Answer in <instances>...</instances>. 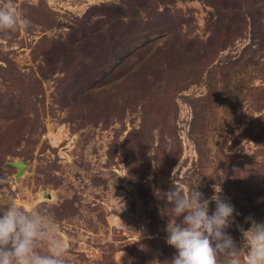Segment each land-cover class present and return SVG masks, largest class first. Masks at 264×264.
<instances>
[{
  "label": "rangeland",
  "instance_id": "rangeland-1",
  "mask_svg": "<svg viewBox=\"0 0 264 264\" xmlns=\"http://www.w3.org/2000/svg\"><path fill=\"white\" fill-rule=\"evenodd\" d=\"M15 3L29 24L0 30V198L53 217L66 264H170L160 193L216 186L242 246L264 221V0Z\"/></svg>",
  "mask_w": 264,
  "mask_h": 264
},
{
  "label": "clouds",
  "instance_id": "clouds-1",
  "mask_svg": "<svg viewBox=\"0 0 264 264\" xmlns=\"http://www.w3.org/2000/svg\"><path fill=\"white\" fill-rule=\"evenodd\" d=\"M29 20L16 6L15 0L0 4V30L15 32L27 28ZM222 188L214 187V194L205 198L198 187L190 193L174 186L160 193L170 206L175 220L165 228L166 243L176 249L170 264H264V221L251 217L248 229H241L243 243L227 231L240 215L235 206L222 199ZM214 202L215 208L210 211ZM178 222V218H181ZM56 232L55 220L50 215L34 210L31 213L18 207L11 197L0 198V264H66V244L51 239ZM49 241L50 252L38 250L41 242Z\"/></svg>",
  "mask_w": 264,
  "mask_h": 264
},
{
  "label": "water",
  "instance_id": "water-1",
  "mask_svg": "<svg viewBox=\"0 0 264 264\" xmlns=\"http://www.w3.org/2000/svg\"><path fill=\"white\" fill-rule=\"evenodd\" d=\"M10 166L16 168V170H17V173L15 175V178L16 179L21 178L24 175V173L26 172V170H27L26 164L23 163L20 160L15 161V162H11L10 163ZM41 199H43V200L44 199L50 200L51 199V196H50L49 192H43L42 195H41Z\"/></svg>",
  "mask_w": 264,
  "mask_h": 264
}]
</instances>
